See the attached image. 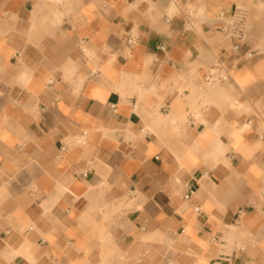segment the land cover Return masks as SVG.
Listing matches in <instances>:
<instances>
[{
	"label": "crops",
	"instance_id": "1",
	"mask_svg": "<svg viewBox=\"0 0 264 264\" xmlns=\"http://www.w3.org/2000/svg\"><path fill=\"white\" fill-rule=\"evenodd\" d=\"M236 1L0 0V264H264V53L223 39Z\"/></svg>",
	"mask_w": 264,
	"mask_h": 264
},
{
	"label": "rangeland",
	"instance_id": "2",
	"mask_svg": "<svg viewBox=\"0 0 264 264\" xmlns=\"http://www.w3.org/2000/svg\"><path fill=\"white\" fill-rule=\"evenodd\" d=\"M45 7L56 8L60 6V2H52L49 0H42ZM244 1V2H243ZM237 0L236 3L240 7H245L247 12V24L249 26L248 33L245 37V41L251 43L253 40H256L261 46L253 45V49H257L259 52L264 53V0ZM220 84L211 85L204 90H200L199 86H197L193 92L191 97L188 100V106L190 109L195 108L196 110L201 108L204 105V95L212 87H219ZM186 113L183 114L182 118H185ZM182 123V120H180ZM128 197L124 196L121 201L117 204L116 207H113L110 213L107 214V217L111 215H123L124 212L122 209L128 207L125 206V202H128Z\"/></svg>",
	"mask_w": 264,
	"mask_h": 264
},
{
	"label": "built area",
	"instance_id": "3",
	"mask_svg": "<svg viewBox=\"0 0 264 264\" xmlns=\"http://www.w3.org/2000/svg\"><path fill=\"white\" fill-rule=\"evenodd\" d=\"M52 2H61L62 0H49ZM249 26L247 24V17L237 12V6L231 15H229L222 23L220 27V33L223 39L231 44L234 50H238L241 43L244 42L248 33ZM131 43L132 39H128ZM163 49V47H160ZM229 80V76L225 68L220 62L213 63L206 71L202 78L199 89L204 90L207 87L215 84H220ZM71 146L70 143H64L60 145V151L65 152ZM218 264V263H217Z\"/></svg>",
	"mask_w": 264,
	"mask_h": 264
},
{
	"label": "bare ground",
	"instance_id": "4",
	"mask_svg": "<svg viewBox=\"0 0 264 264\" xmlns=\"http://www.w3.org/2000/svg\"><path fill=\"white\" fill-rule=\"evenodd\" d=\"M237 12L238 13H241L243 15H247L248 10L245 7H242V6L239 7V6H237Z\"/></svg>",
	"mask_w": 264,
	"mask_h": 264
}]
</instances>
